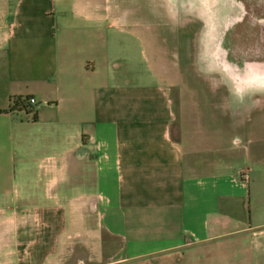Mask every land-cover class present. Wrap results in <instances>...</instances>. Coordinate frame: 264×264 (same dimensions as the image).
I'll return each mask as SVG.
<instances>
[{
  "label": "crops",
  "instance_id": "crops-1",
  "mask_svg": "<svg viewBox=\"0 0 264 264\" xmlns=\"http://www.w3.org/2000/svg\"><path fill=\"white\" fill-rule=\"evenodd\" d=\"M58 2L0 0V264H257L264 150L254 222L252 151L235 159L234 111L212 100L264 99L263 35L227 60L230 97L195 93L189 112L170 59L139 70L137 15ZM16 97L33 112L13 111Z\"/></svg>",
  "mask_w": 264,
  "mask_h": 264
},
{
  "label": "rangeland",
  "instance_id": "rangeland-1",
  "mask_svg": "<svg viewBox=\"0 0 264 264\" xmlns=\"http://www.w3.org/2000/svg\"><path fill=\"white\" fill-rule=\"evenodd\" d=\"M62 1L68 3L71 15H75L77 3L87 1L90 8L96 7L99 10L105 7L108 14L128 12L133 17L137 15V22L131 25V29L140 33L149 32V42H146L145 37L144 45L140 38L132 44L133 49H137L135 59L139 70L146 69L147 63L152 60L159 63L163 59H170L173 96L177 107H186L189 112L196 107L195 93L213 92L222 94H219L221 98L230 97L231 91L226 80L232 82L229 73L232 74L233 69L227 60L241 63L248 56L247 50L254 41L252 35L262 34L264 37V0H123L121 3L109 2L115 0ZM249 11L252 19H262L261 28L255 26L244 30L242 21L232 26L234 19H241L244 12ZM58 15L61 16V13ZM152 33L155 53L151 51ZM126 43L130 45L131 42L124 39ZM233 77L236 80L237 76ZM235 91L242 96L241 87H236ZM252 91L256 94L249 100L212 101L219 104L218 107L224 104L229 111H234L233 135L237 145L235 159H242L248 149L252 151L249 165L256 169L250 175L251 214L254 222H259V189L254 152H257L260 145L264 150V99H260L259 90ZM248 107L250 110H244ZM219 123L220 126L224 124L222 120ZM259 135L262 139H259ZM243 164V160H239L237 166ZM261 230L264 231V227ZM261 237L257 239L258 245L263 241ZM258 250L257 264H264V250Z\"/></svg>",
  "mask_w": 264,
  "mask_h": 264
},
{
  "label": "trees",
  "instance_id": "trees-1",
  "mask_svg": "<svg viewBox=\"0 0 264 264\" xmlns=\"http://www.w3.org/2000/svg\"><path fill=\"white\" fill-rule=\"evenodd\" d=\"M13 111H29L33 112V107L30 103V98L16 97L13 98L12 107ZM37 119L36 113L34 114V120Z\"/></svg>",
  "mask_w": 264,
  "mask_h": 264
},
{
  "label": "built area",
  "instance_id": "built-area-1",
  "mask_svg": "<svg viewBox=\"0 0 264 264\" xmlns=\"http://www.w3.org/2000/svg\"><path fill=\"white\" fill-rule=\"evenodd\" d=\"M30 103H31V105H35V104H37V100L35 98L31 97Z\"/></svg>",
  "mask_w": 264,
  "mask_h": 264
}]
</instances>
